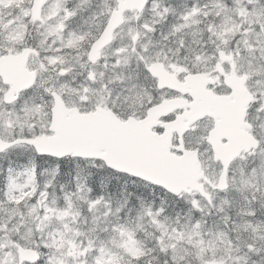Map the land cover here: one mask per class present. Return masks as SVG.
I'll return each mask as SVG.
<instances>
[{"label": "snow or ice", "instance_id": "6c2138e0", "mask_svg": "<svg viewBox=\"0 0 264 264\" xmlns=\"http://www.w3.org/2000/svg\"><path fill=\"white\" fill-rule=\"evenodd\" d=\"M0 264H264V0H0Z\"/></svg>", "mask_w": 264, "mask_h": 264}]
</instances>
